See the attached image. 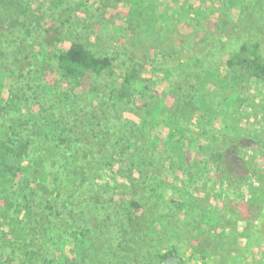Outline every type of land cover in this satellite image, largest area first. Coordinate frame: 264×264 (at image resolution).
Here are the masks:
<instances>
[{"label":"trees","instance_id":"16d2710c","mask_svg":"<svg viewBox=\"0 0 264 264\" xmlns=\"http://www.w3.org/2000/svg\"><path fill=\"white\" fill-rule=\"evenodd\" d=\"M212 7V32L236 17L261 41L201 40ZM70 16L95 22L99 54L50 50L80 28ZM180 25L186 42L171 41ZM260 132L264 0H0V264H236L239 239L264 240V172L238 175L229 154L256 138L264 151Z\"/></svg>","mask_w":264,"mask_h":264},{"label":"rangeland","instance_id":"374dc122","mask_svg":"<svg viewBox=\"0 0 264 264\" xmlns=\"http://www.w3.org/2000/svg\"><path fill=\"white\" fill-rule=\"evenodd\" d=\"M215 5L216 4H214V6ZM89 12L90 11H85V13H87V15H89ZM87 15H83V16H85L87 18L88 17ZM80 16H81V14H80ZM70 18H73V24L74 25L80 24L78 21L75 20V17L70 16ZM215 18H216V15L214 13V7H212L211 9L202 11L200 16H198L197 19L198 20L200 19L198 26H200L201 32H202L200 39L203 40L202 37L204 35H206V37L209 39V41H211L210 43L213 42L214 45L216 43L218 44V48H222V47L226 46L225 48H227V49H234L236 47H230V43L234 42V44L236 46V44L238 45V43H239V45H240L241 41H244L247 39H249L248 40L249 42H253L255 40L261 41V39H262L261 36H258V35H256L255 32L251 31V28L248 25V22L240 23L239 21H237L236 17L231 19V21H229V22L227 21L226 24L219 23V27H220L219 30L216 32H212V23H213V20ZM86 24H87V30H85V31H84V28L82 27V24H80V28H77L76 31L72 29L73 30V36H71L69 33H65V35L63 37H61L62 42H60V43L57 41L55 42L54 49L46 48L45 46H47V44H44L43 47L46 48L47 50L50 49L51 51H56L58 48L64 49V48L68 47L74 41V39H78V40L83 42V44L88 48V50L92 54H94V55L99 54V52L96 50L97 47H96V43L94 41V38H92L93 35H95L96 31H97V28H95V22L93 20L89 19ZM103 24L107 25V22H105ZM174 28H175V29H173L174 36L171 37L170 40L172 41L174 39L173 41H175L178 39L177 37H180V42H186V39L184 38L183 32L180 31L182 26L181 25L179 27L174 26ZM66 30H67V28H66ZM108 30L110 32H113L111 26L108 27ZM110 34H111L110 36H114L113 38H116L115 42H119L121 45L123 44V37L120 34H117L114 32L110 33ZM213 36H215V37H213ZM211 37H213V38H211ZM237 39H239L241 41H236ZM170 40H168V41H170ZM168 41H167V44H168ZM113 42H114V39L112 40V43ZM130 43H132V41H130ZM172 44H173V42H172ZM145 45H148V44L146 43ZM131 47L133 48L134 53L137 57H139L143 61L147 60L146 55H145V48L143 47V45L138 44L136 46V48H134V45ZM177 47L178 46H176L175 49H173V51L171 53L173 56L177 55L180 57V59L190 58L191 53L188 52L184 46H181L180 48H177ZM226 55H229V54L225 53L224 56H221V58L219 60H218V58L215 59L216 62H213V64H216L218 66L219 65L222 66L223 70H224V67H225L224 62L221 61V59H222V57L224 58ZM50 56H52V55H50ZM47 57L50 58L49 56H47ZM47 59L44 60L41 55H39V58H38V61L40 62V66L42 67L41 69L43 70L44 74L47 73V71L49 70V69H47L48 67L46 66V63H45L47 61ZM233 109H236L235 105H233L232 110ZM244 112H246V111H244ZM137 113H139V111ZM246 113H248V111ZM242 117H244V120H242V122L240 124V126H241L240 128H243L245 126V124H248V123L251 124L253 121L255 123L256 119L254 116H251L249 114L248 115L243 114ZM258 117H260V115H258ZM255 127L261 128V125L260 124L256 125V123H255ZM145 132H146V128H145ZM154 133H155V135H154ZM262 133L264 135V132H260L259 135L262 136ZM254 136H255V133H254ZM162 137H163V132L160 131L159 128L154 127L153 135H152V133H150L148 131V132H146V135L144 134V137H142L141 140H139L138 149L142 148V147L148 148L153 140H155L156 138L159 139ZM256 137H257V135L255 136V138ZM257 140L258 139L256 138V139L249 141V142L245 141L243 143V147L240 149L241 152L238 154V156L234 155L233 151L231 149L230 154H229L230 158L233 160V166H231V168H234V171H237L238 175L244 174L248 170V168L252 167V166H256L258 169L259 168L263 169V172H264V151H262L260 146L257 144L258 143ZM244 159L248 162V164L245 163ZM253 190H256L258 193H262V191L264 192V180L261 181L260 183L254 184ZM251 193L252 192H249V194H251ZM86 213H87L86 221L88 222V224L91 227H96V225L99 221L94 217L95 213H90L89 210L85 211V214ZM222 215H224V214L222 213ZM99 219H102V218L100 217ZM99 227L100 226L96 227L95 230H97ZM101 228L103 230H105V227L101 226ZM212 230H222V228L220 225H218V226L214 227ZM228 230H231V229L229 228ZM177 242H178V247L181 250V252H184L187 249L186 248V242L184 241L185 244L180 243L178 240H177ZM205 243H208V240L204 239L202 241V244H205ZM94 244L98 246V249H101L102 247L105 246V241H103L102 244H98V243H94ZM196 246L198 247V249L203 250V248L199 247L198 245H196ZM193 251H194L193 252L194 255L197 254L195 252L196 249H194ZM189 254H192V253L189 252ZM233 255L236 257L234 259V261H236V264H250L251 262L256 263V264H264V240H258L255 243L254 247L251 248L249 240L239 239V245L237 248L234 249ZM183 258H184V262H186L187 256H185ZM194 261H197V260L195 259ZM197 264H204V263L199 261ZM210 264H219V263L218 262H215V263L211 262Z\"/></svg>","mask_w":264,"mask_h":264}]
</instances>
